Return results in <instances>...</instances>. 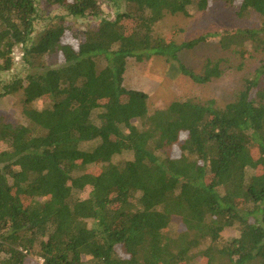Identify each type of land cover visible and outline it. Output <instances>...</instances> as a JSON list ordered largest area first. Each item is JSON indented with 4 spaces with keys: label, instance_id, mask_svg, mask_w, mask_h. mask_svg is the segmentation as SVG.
Segmentation results:
<instances>
[{
    "label": "trees",
    "instance_id": "obj_1",
    "mask_svg": "<svg viewBox=\"0 0 264 264\" xmlns=\"http://www.w3.org/2000/svg\"><path fill=\"white\" fill-rule=\"evenodd\" d=\"M42 1L97 22L80 36L55 16L35 34L34 0H0V74L19 45L27 68L0 94L24 103L21 123L0 118V264H264V58L224 108L182 99L151 113L124 85L128 59L154 56L197 84L221 77L219 62H179L212 40L264 56V0H107L114 20L100 0ZM210 3L261 22L183 43L155 34L164 15Z\"/></svg>",
    "mask_w": 264,
    "mask_h": 264
},
{
    "label": "rangeland",
    "instance_id": "obj_2",
    "mask_svg": "<svg viewBox=\"0 0 264 264\" xmlns=\"http://www.w3.org/2000/svg\"><path fill=\"white\" fill-rule=\"evenodd\" d=\"M34 1L38 8L35 34L44 29L49 18L68 16L67 12L61 8L49 6L42 0ZM100 3L103 10L102 16L114 20L117 11L107 0H100ZM67 19L73 31H76L80 36L90 24L97 22L96 19H74L70 16ZM260 22L261 19L253 13L240 18L237 16L235 8L221 3H210L206 11H199L194 6L190 7L188 16L166 14L157 22L154 31L159 37H173L178 43H183L210 33L256 27ZM67 41L76 43L72 36H68ZM14 53V66L11 70L0 74V94H4L3 87L6 84L26 75L27 68L23 61V47L19 45ZM262 58L264 56L254 50H244L239 54L233 48L232 50H224L217 40H212L202 43L192 50L180 53L179 62L198 72L209 60L219 62L222 69L221 77L213 79L207 84H197L189 77L175 72L171 63H168L165 58L154 56L144 62H137L134 58L128 59L124 85L128 89L139 90L148 94V107L151 113L164 109L172 102L182 99H193L201 103L214 100L219 108H224L243 89L245 80L252 76ZM56 60L57 58L51 59L49 62L53 63ZM35 107L42 108V105L37 102ZM23 108L21 92L0 98V118L10 123L22 122ZM5 147L4 144L0 143V150ZM129 158L131 155L126 154L115 158V160ZM179 224V220L176 219L173 223L174 231L177 232ZM235 235V229L227 230L222 236L223 243L227 244L230 238ZM34 261L42 262L39 259ZM28 264H33V261H28Z\"/></svg>",
    "mask_w": 264,
    "mask_h": 264
}]
</instances>
